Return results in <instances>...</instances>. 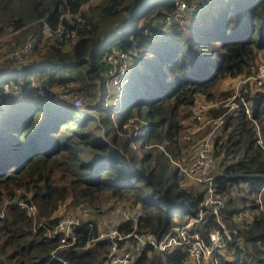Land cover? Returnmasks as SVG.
Returning a JSON list of instances; mask_svg holds the SVG:
<instances>
[{"label": "trees", "instance_id": "1", "mask_svg": "<svg viewBox=\"0 0 264 264\" xmlns=\"http://www.w3.org/2000/svg\"><path fill=\"white\" fill-rule=\"evenodd\" d=\"M176 2L0 0V33L10 24L33 22V30L10 47L34 36L37 46L45 22L53 29L61 21L65 26L44 55L21 65L10 59L0 72V264H61L62 257L69 264H107V239L85 246L98 232L92 218L75 226L74 244L60 246L49 235L62 216V201L98 206L103 196L127 200L140 214L137 228L158 236L199 210L206 186L184 183L180 165L186 119L198 96H217L224 77L256 70L264 50V0H207L186 22L164 29L163 18ZM114 44L130 49L133 58L122 91L108 104L103 96L78 106L38 93L40 84L76 81L77 90L88 92L105 85V54ZM253 85H242L249 111L242 101L228 111L224 105L210 108L213 115L225 112L223 130L212 139V152L220 155L213 179L225 197L223 217L252 212L240 229L245 245L236 246L233 259L217 254L219 264H264V81L255 90ZM19 198L36 205V218ZM217 224L208 209L202 228ZM119 227L130 229L133 222L126 219ZM188 259L181 246H146L133 264Z\"/></svg>", "mask_w": 264, "mask_h": 264}, {"label": "built area", "instance_id": "2", "mask_svg": "<svg viewBox=\"0 0 264 264\" xmlns=\"http://www.w3.org/2000/svg\"><path fill=\"white\" fill-rule=\"evenodd\" d=\"M207 2V0H177L176 6L172 11L165 14L161 27L168 29L174 23H184L189 16L196 13ZM80 11L77 13L79 15ZM69 16L76 15L69 12ZM64 23L61 21L56 28H52L47 22L43 24V30L51 32L58 37H61L64 31ZM75 33L73 30L72 34ZM34 43L32 39H27L17 47L9 52L11 58H15L21 62H26L32 52ZM108 63V71L106 78V85L108 87L107 93H102L104 102L108 104L111 96L118 92L120 93L123 84L127 78V72L131 63L132 51L130 49H123L118 45H112L105 54ZM264 79V62L260 63L256 70L250 74H240L237 79V90L240 91L239 85H243L251 80L253 83L260 84ZM38 85L37 82L34 83ZM11 84L4 83V91L9 92ZM238 91L233 94L237 96ZM40 95L52 96L57 99L71 100L75 105L83 106V94L76 89H65L55 85H39ZM242 102L249 111V103L244 95H240ZM1 105V98H0ZM239 105V104H238ZM236 105V106H238ZM210 106L209 102L203 98H198L193 106V116L198 119L203 118V113ZM233 103L229 106L230 109ZM215 126L223 123L224 114H220L213 119ZM193 132V130H190ZM190 137V133L187 134ZM212 141L209 137H204L194 144L187 161L183 163L181 169L196 181L203 183L206 186V196L203 204L199 210L187 217L184 221L173 223L169 229L158 236L152 231L139 230L137 224L139 222V212L130 206L115 205L114 209L117 213L123 214L124 219H131L133 227L130 229H120L119 225H108L104 231H99L89 237L85 246H89L98 239L108 240V257L107 264H133L135 258L144 247L148 246L157 251H165L177 246H181L188 250L189 259L186 264H204L207 261L219 264V257L217 254H222L228 259L235 258L236 246L243 247L245 245V237L240 232L247 222L252 219L250 213L246 210H239L234 213L232 218L225 219L223 217L225 197L216 191L214 184V174L211 172L213 166V152ZM67 201H62L57 210L61 212V217L56 222L55 226L49 230V235L56 236L60 240V246L74 244L78 239V231L75 226L89 220V210L87 207L77 206L70 214L67 212ZM18 203L26 207L29 215L37 217V207L34 203H29L23 198L18 199ZM215 214L218 221L217 226L205 231L202 228L203 220L207 214V210ZM2 214V212H0ZM231 223V225L228 223ZM236 221V222H235ZM92 225V223H91ZM61 264H69L68 258H60ZM250 264H255L249 260Z\"/></svg>", "mask_w": 264, "mask_h": 264}, {"label": "rangeland", "instance_id": "3", "mask_svg": "<svg viewBox=\"0 0 264 264\" xmlns=\"http://www.w3.org/2000/svg\"><path fill=\"white\" fill-rule=\"evenodd\" d=\"M97 1L98 0H91V2H93V3H96ZM34 25H35V23H34ZM31 30H33V22L28 21L25 25H22L21 27H16L12 24L7 25L5 30L2 33H0V66L1 67H7L8 66V64L5 62L10 60V59H13L9 56V52L13 48L20 45L22 42L20 44H15L13 47H10V43H14L15 40L21 38L24 34L29 33ZM42 33L43 34L41 36V40L38 41L37 46H35V42H34L35 36L32 37L33 38L32 41L34 43V46L32 48L31 56L29 59L39 58L42 55H44V53L46 52L48 44L51 41H54V38L56 37L55 34L48 32V31H44L43 29H42ZM27 39H31V37H29ZM67 43H69V42L67 41ZM13 60L15 62L14 63L15 65H21L23 63L19 60H16L15 58ZM257 62H258L257 65L264 62V50H261L259 52ZM35 79L39 81V79H37V78H35ZM237 79H238V75L237 76H226L222 80H220L216 85V87H217L216 95L217 96L214 98H207L205 95L198 96V98H203L204 100L208 101L210 106L208 109H206L204 111L202 119L195 118L194 116L186 119L187 126L183 130V134H182L183 140L187 143L185 150L182 153L183 163L185 161H187L191 151L194 148V144L196 142H198L200 139H202L204 137H209L211 139V141H212V139L214 141V139H215L214 137L217 134L221 133L223 130L222 126H221L222 123L219 124L218 126H215V121L213 120L214 117H216L220 114L213 115L212 113H210V108L212 106H216V105H224V106H227L226 110L228 111V110L234 108L236 105L240 104V101H242V99L240 98V95H242V93H243L242 85L241 84L239 85L240 91H238L237 85H236ZM263 81H264V79H263ZM253 84L254 85L251 89H254V90L259 88V86H260V84H257V85L255 83H253ZM76 86H78V82L72 81L70 84H68L65 87H63V86H59V87L69 89V90H71V89L77 90ZM108 90L109 89H108L106 84L103 86H100V87H99V85L91 87L92 92H88V91L81 89L80 92L83 94V102H84V104H82V105H85L89 101H94V99L100 98V96L102 95V92H106ZM224 91H229V92L227 94L226 93L224 94L223 93ZM237 91L239 94H237V96H233V94L236 93ZM247 101L249 103V100H247ZM232 103L234 106H232L230 109H228ZM221 114H225V112H223ZM224 117H225V115H224ZM190 130H193V132H190ZM188 133H190V137L187 136ZM219 158H220V155H218V157H215L213 154L214 162H213V166L211 169L212 173H214L217 169H219V163H218ZM183 163H180V165L182 166ZM187 175L184 177V180H183L184 183H186L188 185L197 186V187L200 185V183H197V181L194 178H192L189 175L187 176ZM233 194L236 197L239 196V195H237V190L233 191ZM260 197H262L261 194H260ZM259 200L262 201V199H259ZM66 203L69 206L67 209V212L70 214L77 213V212H73L74 209L77 208V206H83L84 205L85 207H87L89 210L88 216H90L97 223L99 231H104L105 229H107L108 225H115L116 223L122 222V220L124 219L123 214L117 213L116 210L114 209L115 205H121V206H127L128 205V206L132 207L133 209L135 208L127 200L115 199V198L109 197V196H103L102 199L100 200V202L97 204L98 206L92 205L91 203H83V204H78V205L73 206L69 200ZM243 210L248 211L250 213V215L252 216V212L249 208H245ZM0 212H2V211H0ZM57 213L61 214V212H59L58 210H57ZM228 223L231 225V223L229 221H228Z\"/></svg>", "mask_w": 264, "mask_h": 264}, {"label": "crops", "instance_id": "4", "mask_svg": "<svg viewBox=\"0 0 264 264\" xmlns=\"http://www.w3.org/2000/svg\"><path fill=\"white\" fill-rule=\"evenodd\" d=\"M5 68H8V66H7V67H0V72H1L3 69H5Z\"/></svg>", "mask_w": 264, "mask_h": 264}]
</instances>
